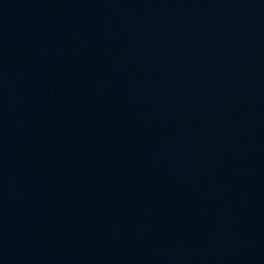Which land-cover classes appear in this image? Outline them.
<instances>
[{
  "label": "water",
  "instance_id": "1",
  "mask_svg": "<svg viewBox=\"0 0 264 264\" xmlns=\"http://www.w3.org/2000/svg\"><path fill=\"white\" fill-rule=\"evenodd\" d=\"M0 264H264V0H0Z\"/></svg>",
  "mask_w": 264,
  "mask_h": 264
}]
</instances>
